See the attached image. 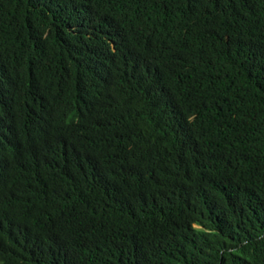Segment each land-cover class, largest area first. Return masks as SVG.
Returning <instances> with one entry per match:
<instances>
[{
	"label": "trees",
	"instance_id": "trees-1",
	"mask_svg": "<svg viewBox=\"0 0 264 264\" xmlns=\"http://www.w3.org/2000/svg\"><path fill=\"white\" fill-rule=\"evenodd\" d=\"M0 264H264V0H0Z\"/></svg>",
	"mask_w": 264,
	"mask_h": 264
}]
</instances>
